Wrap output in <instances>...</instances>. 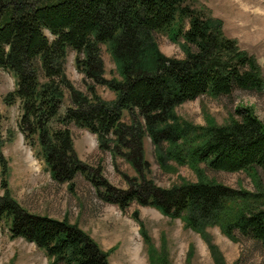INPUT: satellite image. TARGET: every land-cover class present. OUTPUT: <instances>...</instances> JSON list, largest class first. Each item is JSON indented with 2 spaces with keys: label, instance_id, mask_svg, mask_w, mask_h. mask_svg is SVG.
<instances>
[{
  "label": "trees",
  "instance_id": "obj_1",
  "mask_svg": "<svg viewBox=\"0 0 264 264\" xmlns=\"http://www.w3.org/2000/svg\"><path fill=\"white\" fill-rule=\"evenodd\" d=\"M161 32L179 45L182 59L160 52L155 35ZM102 47L118 78L104 77ZM68 51L75 54L84 92L65 75ZM0 69L15 78L4 103L19 102L17 128L27 146L38 148L54 181L81 175L121 211L136 203L179 219L207 243L216 264L221 259L207 228L218 227L233 242L238 233L264 246L261 183L250 193L204 175V169L264 174V123L246 108L235 109L224 125L197 126L176 113L201 96H228L234 89L264 92L255 58L224 35L222 21L208 9L193 7L190 0H0ZM97 86L113 92L114 100L101 99ZM65 92L68 106L60 116ZM1 120L0 115V148ZM70 126L94 135L98 149L131 165L138 177H124L126 190L111 187L78 159ZM146 137L161 170H173L170 163L187 166L197 182L164 189L148 179ZM0 191V223L8 222L12 239L43 251L49 264H109L108 253L76 225L27 212L11 197L4 178ZM133 219L149 263L170 264L164 247H153L136 212Z\"/></svg>",
  "mask_w": 264,
  "mask_h": 264
},
{
  "label": "rangeland",
  "instance_id": "obj_2",
  "mask_svg": "<svg viewBox=\"0 0 264 264\" xmlns=\"http://www.w3.org/2000/svg\"><path fill=\"white\" fill-rule=\"evenodd\" d=\"M190 4L197 9H208L213 18L222 21L224 35L236 40L240 49L255 58L264 79V0H190ZM45 35L51 38L48 32ZM155 39L163 55L183 58L179 45L169 41L164 33H157ZM74 56L73 51H68L65 75L76 89L84 92L82 75L74 67ZM101 56L104 77L118 78L114 63L104 47L101 48ZM14 88V76L0 69V115L4 142L0 148L4 161V164L0 163V183L6 179L10 195L19 206L31 214L67 220L69 224L76 225L103 252L108 253L109 264H150L140 227L133 219L135 212L153 247L157 251L164 247L170 264H216L207 243L198 234L185 229L179 219L164 217L154 208L136 203L121 211L116 205L104 202L99 196L103 190L81 175L71 182L54 181L38 156V148L27 146L17 128L19 102L12 105L4 103V98ZM96 92L105 101L115 98L114 93L105 87L97 86ZM67 106L68 94L65 92L60 116ZM237 108L249 109L264 123V92L234 89L228 96H201L179 106L176 113L182 121L193 125H224ZM69 129L78 159L90 167L96 177L120 190L127 189L124 177H138L130 164L98 149L94 135L74 126ZM143 151L149 164L147 178L156 186L169 189L184 182H197V175L187 166L170 163L173 170H161L147 137L143 140ZM204 175L208 180L234 190L256 193L258 182L264 187V174L260 171L227 173L204 169ZM206 233L217 249L221 264H264L262 244L238 233L235 234L237 240L233 242L216 226L207 228ZM0 264H49V260L33 244L20 238L12 239L8 222L4 220L0 223Z\"/></svg>",
  "mask_w": 264,
  "mask_h": 264
}]
</instances>
